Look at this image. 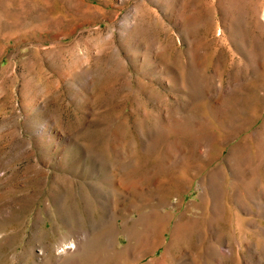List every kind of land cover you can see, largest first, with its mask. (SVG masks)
<instances>
[{
	"label": "rangeland",
	"instance_id": "rangeland-1",
	"mask_svg": "<svg viewBox=\"0 0 264 264\" xmlns=\"http://www.w3.org/2000/svg\"><path fill=\"white\" fill-rule=\"evenodd\" d=\"M0 264H264V0H0Z\"/></svg>",
	"mask_w": 264,
	"mask_h": 264
},
{
	"label": "bare ground",
	"instance_id": "bare-ground-1",
	"mask_svg": "<svg viewBox=\"0 0 264 264\" xmlns=\"http://www.w3.org/2000/svg\"><path fill=\"white\" fill-rule=\"evenodd\" d=\"M163 233H165V231H162V232H161V235H162ZM162 236H163V235H162ZM164 237H165V236H163L162 239H164ZM118 240H119V239H117V241H118ZM77 242H78V241H77ZM77 242H76V244H77ZM68 247H70V246H68ZM64 250H65V249H64ZM127 250H128V249H127ZM131 252H132V251H131Z\"/></svg>",
	"mask_w": 264,
	"mask_h": 264
}]
</instances>
